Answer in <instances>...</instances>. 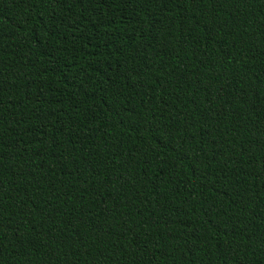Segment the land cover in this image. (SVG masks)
Returning <instances> with one entry per match:
<instances>
[{
  "label": "trees",
  "instance_id": "trees-1",
  "mask_svg": "<svg viewBox=\"0 0 264 264\" xmlns=\"http://www.w3.org/2000/svg\"><path fill=\"white\" fill-rule=\"evenodd\" d=\"M0 264H264V0H0Z\"/></svg>",
  "mask_w": 264,
  "mask_h": 264
}]
</instances>
